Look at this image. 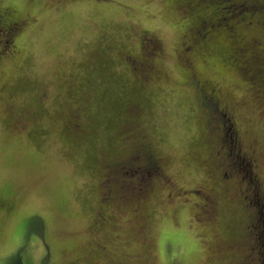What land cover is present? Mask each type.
I'll use <instances>...</instances> for the list:
<instances>
[{
  "label": "rangeland",
  "instance_id": "1",
  "mask_svg": "<svg viewBox=\"0 0 264 264\" xmlns=\"http://www.w3.org/2000/svg\"><path fill=\"white\" fill-rule=\"evenodd\" d=\"M234 1L211 0L208 27L175 0H0L20 25L13 45L0 32V264H264V216L251 224L221 179L247 165L203 108L213 88L264 198V19ZM134 137L157 175L104 174L103 152L123 158Z\"/></svg>",
  "mask_w": 264,
  "mask_h": 264
},
{
  "label": "flooded vegetation",
  "instance_id": "2",
  "mask_svg": "<svg viewBox=\"0 0 264 264\" xmlns=\"http://www.w3.org/2000/svg\"><path fill=\"white\" fill-rule=\"evenodd\" d=\"M177 1L180 4L182 2L185 6H187L191 10L193 8L194 10L193 12H195L194 22L196 24H200L202 26L205 25L208 27H213L212 25H214L215 21L219 19L218 16L216 15V12L213 11V9L210 11L208 10V9H211L208 6L211 4V0H205V3L207 2L205 5H203L202 3V1L204 2V0H175L174 3H177ZM232 4L237 5L236 7H234V9H237V7H239L240 12L241 10H242V13L245 12L244 17H248V16L251 17L253 14L254 15L258 14V17L260 18V22H262L261 20L264 19V0H237V1H234V3ZM249 23L250 21H248L246 25H248ZM19 29H20V25H19L18 17L15 16L12 13V11L7 10V8H3L0 11V32L3 36H5L6 39H8V41L4 40L5 43L12 42V45H13L14 38L16 37V33H18ZM235 32H236L237 37L239 38L243 37L241 36V34L239 35L237 31ZM139 40H140V43H139L140 50L145 51L143 47L144 44L148 45L146 47L150 46L149 48L155 47V41L150 37L149 34L145 33V31H142L141 34H139ZM255 43H257L255 39H251L249 41H247L245 38L242 39V45L245 48L254 47ZM15 52L17 53V49ZM144 64L145 65H143V63H140L141 67L143 68L144 66V68L146 69L152 68V65H153L151 63H144ZM133 68H136V66H133ZM214 93H215L214 89L211 88L210 94L212 96L213 102L217 106L216 108L217 118L221 120V123H220L221 124V135L218 141L221 143L222 141L224 142V140L227 139L228 141H225V142H228V144L236 147V149L238 150V151L236 150L233 160L234 161L237 160V162L240 164L241 162L242 163L245 162L247 165V168L244 171L245 176L244 175L242 176L238 174L240 170L235 168L236 164L234 162L232 164L230 163V165L226 163L227 172L224 171L221 174V179L225 180L228 183L231 182L229 180L231 178H234L235 181H237V185L240 188L238 195H240L241 198H243V201L245 203L244 207L250 208L251 205H258L260 209H262L261 211L259 212L257 211L256 213L255 211L251 209L249 213V216H250L249 221L251 222V224H253V222L255 221H260L261 218L264 216L263 215L264 214V198L262 195H260L261 193L260 182L257 178V175H255L256 174L255 171H253L252 169V161L253 160L255 161V157L254 155H252L253 153L252 150H250V152H242L243 150L239 146L241 142L240 135H239L237 128L234 127L233 125L232 119L230 118L231 117L230 112L227 110V108H223L220 106L219 101L215 97ZM201 100H202V97H201ZM224 121L227 122L229 126L228 125L226 126V124H224L225 123ZM72 125L74 126L72 135L75 137H78L77 131L79 129L80 131H82V129L79 128V124L75 122L73 123L72 121H70L69 128ZM133 139H135V142L133 143L132 149L128 150L129 153L123 158H121V156L118 155L116 152L112 155L111 158L108 152L107 153L103 152V155H104L103 156V163H104L103 168L105 169L103 171L104 174H107V176H110L113 179L115 176L120 177L124 173H129L130 170L135 167V169L133 170L135 172L139 173L140 171L141 172L143 171L144 174L146 175L148 174V176L157 175L155 173L159 172L161 168L160 167L161 158H159L145 142L139 140V138H136V137H134ZM220 146L222 145L220 144ZM232 149L234 148L232 147ZM220 150H222L221 147H219L217 151L215 152V154L217 155L216 160L219 165L226 161V159L229 156V151H231L230 148H229V151L221 152ZM106 155H107V158H106ZM141 175H140L141 179L145 181V179L147 178H144V177L142 178ZM247 178H248V181H247ZM243 185H244V189L242 188ZM244 192H246L247 194ZM247 200L250 201L248 202L250 204H247ZM10 209H11V203H9L7 199H5L4 197L0 195V210L7 212ZM253 235L254 234L251 233L248 236L252 237L253 240L255 239V242H257L256 241L257 238L254 237Z\"/></svg>",
  "mask_w": 264,
  "mask_h": 264
},
{
  "label": "trees",
  "instance_id": "3",
  "mask_svg": "<svg viewBox=\"0 0 264 264\" xmlns=\"http://www.w3.org/2000/svg\"><path fill=\"white\" fill-rule=\"evenodd\" d=\"M244 13L245 12H243L242 14L240 13V18H243L245 16ZM250 59H252L251 62H253V60L256 59V58L255 57H251ZM251 62H248V64L244 66L245 67V71L248 72L250 70H253L255 73H259L261 71V69L259 67H256V68L252 69L253 67H252V63ZM249 68H251V69H249ZM203 101H205V104H204L205 106H203V108L207 109V112H208L207 113V117H208L209 121L212 120L214 116L217 117V112H216L217 106L213 102L211 94L210 93H206V95H204ZM247 181H248V178H247ZM248 202H250V201L247 200V204H250ZM252 206H253L254 209L252 208ZM250 208H252V210L255 211V213L257 211L259 212V211L262 210V209H260V207L258 205H251ZM9 264H24V263L21 261L20 256L16 255L15 258Z\"/></svg>",
  "mask_w": 264,
  "mask_h": 264
}]
</instances>
